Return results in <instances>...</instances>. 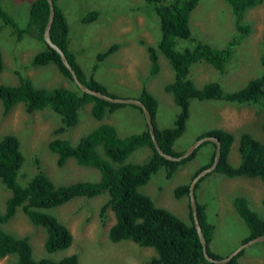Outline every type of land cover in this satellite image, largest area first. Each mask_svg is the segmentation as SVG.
I'll return each mask as SVG.
<instances>
[{"label":"rangeland","instance_id":"rangeland-1","mask_svg":"<svg viewBox=\"0 0 264 264\" xmlns=\"http://www.w3.org/2000/svg\"><path fill=\"white\" fill-rule=\"evenodd\" d=\"M30 2L31 0H0V9L13 20L12 27H9L0 19V54L3 63L0 84H17L16 72H19L28 75L37 87L63 86L74 89L52 64L27 66L31 56L44 48V43L35 35L22 30L25 24L28 26ZM57 3L67 23V47L75 55L83 71L90 73L92 65L96 63L93 77L105 86L107 92L118 97L137 98L143 83L158 103L156 126L170 125L177 106L163 86L171 81L172 70L166 59L157 54L158 70L150 75L146 51L137 42L140 38L155 46L159 40L158 16L151 9V4L143 0H58ZM92 10L98 13L96 18L83 21L82 18ZM263 10L264 3L246 11L244 21L250 24V31L240 37L234 29L231 11L224 0H198L189 16L193 39H176L174 48H191L196 42H205L216 48L224 47L230 40L235 43L223 72L203 61L190 65L188 76L195 87H201L206 82H216L224 92H229L261 72L258 54ZM111 44H117L118 48L101 61H96V54ZM262 116L261 109L251 104L193 98L189 101L184 130L174 141L173 149L181 150L198 134L219 127L233 134L228 160L236 164V147L241 132H248L264 142ZM99 123L112 125L120 137L145 129L141 112L130 104L106 113L99 121L91 116L89 106L84 104L78 111L76 124L60 133L53 130L60 124L59 116L48 108L27 113L22 103L18 102L3 114L0 105V136L14 134L23 152L24 161L20 173L31 174L35 165L39 164L55 184L98 180L99 172L96 169L77 164L73 158H67L58 166L55 163L56 154L48 149L47 143L57 137L66 139L73 145L80 136ZM149 153L147 147H141L134 150L127 159L142 162ZM199 153L200 151L196 152L198 155ZM198 155L180 165L170 178H166L163 169H158L139 187V191L148 195L156 206L169 210L184 223H188V197L182 194L179 199L175 198L173 189L177 185L188 183L194 171L207 162L209 155H206V150L203 156ZM35 160H38V164ZM204 178L200 188L196 189V198L203 206L208 220H212L214 224L209 249L224 256L247 235L244 223L232 209V198L237 195L245 197L252 210L264 217V204L260 202L264 194V182L246 175L226 177L217 172H209ZM7 194V190L0 184V203ZM106 199V193L90 198L76 197L52 208L50 213L69 229L72 236L69 247L52 253L43 248L46 235L44 229L32 224L22 211L17 210L2 227L15 236H26L35 259H53L74 253L77 264H144L153 255L151 248L140 247L129 240L112 242L108 239L106 232L108 224L112 222L111 212L103 220L99 216V206ZM0 264L17 263L14 256L8 255L0 258ZM235 264H264V241L245 247Z\"/></svg>","mask_w":264,"mask_h":264},{"label":"trees","instance_id":"trees-1","mask_svg":"<svg viewBox=\"0 0 264 264\" xmlns=\"http://www.w3.org/2000/svg\"><path fill=\"white\" fill-rule=\"evenodd\" d=\"M51 1L54 10L49 27L51 42L63 52L67 63L82 84L87 88L116 96L107 92L105 86L93 77L96 63L92 65L88 74L78 64L75 55L67 47L68 28L64 14L57 3L58 0ZM143 1L151 4V9L158 16L160 37L155 46L147 44L140 38L137 42L143 45L146 51L150 75L158 70L157 54H161L166 59L172 70V79L164 84L163 89L171 94L177 106L172 123L167 127H157L155 117L158 114V103L145 85L141 84L137 99L142 102L150 114L154 137L159 148L171 156L182 153L184 148L175 150L173 143L184 130L189 101L193 98L258 106L263 113L261 129L264 133V10L258 54L262 70L236 90L224 92L216 82H206L201 87H195L188 76L189 67L194 62L203 61L217 71L223 72L230 59L234 40L228 41L222 48L212 47L205 42H196L191 48L176 50L174 48L176 39L189 37L193 39L190 34L189 16L198 0ZM224 1L231 11L233 25L239 36L247 34L250 31V24L244 21L245 13L248 9L264 3V0ZM97 15L98 13L92 10L82 20L91 21ZM47 17V2L31 0L28 8V26L26 27L25 24L22 30L35 35L44 43V48L31 56L27 66L52 64L59 74L73 85L74 89L63 86L37 87L28 75L16 72L17 84H0L1 112L6 114L18 102L22 103L27 113L48 108L59 116L60 124L53 130L55 133H60L76 124L78 111L86 103L90 104V114L97 121L101 120L106 113L127 105L107 102L80 92L73 84L68 70L61 63L59 55L43 41V29ZM0 19L5 25L12 27V17L1 9ZM117 48V44H111L102 52L97 53L95 60L101 61ZM2 68L0 54V72ZM131 106L141 112L139 107ZM202 136H213L219 141L218 161L211 172L221 173L226 177L240 175L257 177L264 182V142L254 138L248 132H241L238 135L236 147L238 160L236 164H232L228 160L229 149L234 139L231 132L213 127L198 134L195 139ZM47 146L52 153L56 154L55 163L58 166H61L67 158H73L77 164L96 169L99 172V178L96 181L76 180L67 184H55L38 164V160H35L38 165H35L36 168L31 174L20 173L24 156L19 140L14 134H2L0 136V184L8 194L0 203V258L8 255L14 256L17 264H77V256L74 253L53 259L33 258L27 237L15 236L5 231L2 226L17 210H20L32 224L44 229L46 235L43 248L45 251L52 253L62 250L69 247L72 236L69 229L50 213L51 209L76 197L90 198L106 193L107 199L99 206V216L103 220L107 213L111 212L112 222L108 224L106 232L108 239L112 242L129 240L140 247L151 248L153 255L144 264L236 263V258L242 251L222 263L210 262L203 257L188 199L186 200L188 223H184L169 210L156 206L148 195L139 191V187L145 184L150 175L158 169H163L166 178H170L180 165L198 155L197 151L212 149L207 162L194 171L192 178L211 163L215 149L213 142L201 143L183 159L169 160L159 155L154 149L146 124L144 130L120 137L112 125L99 123L95 128L80 136L73 145L66 139L55 137L49 140ZM141 147H147L150 150L149 155L142 162H132L127 159L134 150ZM198 156L201 157L203 154ZM188 183L177 185L173 189V196L179 199L182 194L187 195ZM197 188L199 187L196 182L194 194ZM194 198L197 222L205 239L206 251L212 258L220 259L227 254L220 256L209 249L214 224L208 220L196 195ZM232 199L233 209L245 224L248 232L241 242L264 234V217H260L250 208L245 197L237 195ZM260 202L264 204V194Z\"/></svg>","mask_w":264,"mask_h":264},{"label":"water","instance_id":"water-1","mask_svg":"<svg viewBox=\"0 0 264 264\" xmlns=\"http://www.w3.org/2000/svg\"><path fill=\"white\" fill-rule=\"evenodd\" d=\"M47 2L48 5V17H47V21L46 24L44 26L43 29V41L49 46L51 47L53 50L56 51V53L59 55L61 63L65 66V68L68 70L71 80L73 82V84L80 90V92L88 94V95H92L96 98L102 99L104 101L107 102H111V103H120V104H130V105H135L137 107H139L141 109V112L143 114V118L148 130V133L150 135L152 144L154 149L156 150V152L161 155L162 157L169 159V160H180L183 159L185 157H187L188 155H190L201 143L205 142V141H210L213 142L215 145V149H214V155L212 157V161L211 163L201 169L199 172H197L189 181L188 184V191H187V196H188V201H189V207L191 210V214H192V220H193V225L196 229V233L199 239V242L201 244V249H202V255L203 257L210 261V262H225L228 259H230L231 257L237 255L241 250H243L245 247L252 245L254 243L257 242H262L264 241V234L262 235H258L255 236L251 239H248L244 242H241L240 244H238L237 246H235L230 252L227 253V255H225L224 257L220 258V259H214L211 256L208 255L207 251H206V244H205V239L201 233V229L199 226V223L197 222V215H196V207H195V198H194V184L196 183L197 179L201 178L202 176H204L206 173L211 172L218 161V157H219V141L213 137V136H202L200 138H197L195 140H193L190 144H188L184 150L182 151V153H180L177 156H171L165 152H163L154 137V132H153V124L151 122V117L150 114L148 112V110L144 107V105L142 104V102L137 99V98H123V97H118V96H110L107 94H104L100 91L94 90V89H90L87 88L84 84H82L78 79L77 76L75 75L73 69L71 68V66L67 63L65 56L63 54V52L56 46L54 45L50 38H49V27L51 25L52 19H53V4L51 0H45Z\"/></svg>","mask_w":264,"mask_h":264},{"label":"flooded vegetation","instance_id":"flooded-vegetation-1","mask_svg":"<svg viewBox=\"0 0 264 264\" xmlns=\"http://www.w3.org/2000/svg\"><path fill=\"white\" fill-rule=\"evenodd\" d=\"M235 29V28H234ZM238 33V32H237ZM244 36V35H243ZM211 151H212V149H209V150H207L206 151V155H210V153H211ZM203 152H205V151H200V153H199V155H202L203 154ZM207 174V173H206ZM253 178H257V177H253ZM205 178H204V176H202L201 178H199V179H197V183H198V187L200 188V184H201V182L204 180ZM206 188V186L204 187V188H202V191L204 190ZM197 193V192H196ZM194 195H196V194H194ZM247 201V200H246ZM247 203H248V205H249V202L247 201ZM250 206V205H249ZM250 208H251V206H250ZM233 209V208H232ZM252 209V208H251ZM235 214H236V216L239 218V216L237 215V213L236 212H234ZM240 219V218H239ZM241 220V219H240ZM210 221H212V220H210ZM245 225V224H244ZM247 234H248V232H247ZM241 243V242H240ZM239 243V244H240ZM242 251V250H241Z\"/></svg>","mask_w":264,"mask_h":264},{"label":"crops","instance_id":"crops-1","mask_svg":"<svg viewBox=\"0 0 264 264\" xmlns=\"http://www.w3.org/2000/svg\"><path fill=\"white\" fill-rule=\"evenodd\" d=\"M86 105L89 106V108H90V104L89 103H86Z\"/></svg>","mask_w":264,"mask_h":264}]
</instances>
